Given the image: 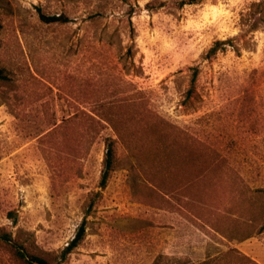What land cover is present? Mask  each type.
I'll return each instance as SVG.
<instances>
[{
    "label": "rangeland",
    "instance_id": "1",
    "mask_svg": "<svg viewBox=\"0 0 264 264\" xmlns=\"http://www.w3.org/2000/svg\"><path fill=\"white\" fill-rule=\"evenodd\" d=\"M190 1L0 0V227L29 253L264 264V0Z\"/></svg>",
    "mask_w": 264,
    "mask_h": 264
},
{
    "label": "trees",
    "instance_id": "2",
    "mask_svg": "<svg viewBox=\"0 0 264 264\" xmlns=\"http://www.w3.org/2000/svg\"><path fill=\"white\" fill-rule=\"evenodd\" d=\"M195 0H191L189 4L194 3ZM186 4L185 1H182L181 5ZM39 19L44 24H66L69 22V18L64 15H54V16H46L44 15L40 9H38ZM232 43V39H228L225 41H217L214 43L213 47L207 53V58H211L217 54L218 51L223 50L225 45H230ZM194 79V78H193ZM99 105V104H97ZM99 107V106H98ZM97 107V108H98ZM94 108L93 116L90 113L81 112L82 117L86 118L87 122L92 124H99V119L96 120V117H99V113L96 112ZM79 113H75L73 116L67 118L61 125H56L55 123L52 124V130L45 135V139H49L54 136L59 130L63 129L66 124L72 122L74 119L78 118ZM115 164V140L108 138L105 143V154L103 160V169L101 173L100 179V188L104 189L107 185L109 177L113 171ZM251 210V209H250ZM250 215H252L251 211H249ZM256 216V214H255ZM257 217L250 220V222H257ZM259 224V223H258ZM85 221L80 225L77 234L75 235L74 239L68 244V246L63 250L62 257L70 254L75 248L79 246L81 241L85 236ZM258 233L264 232V218L258 225L257 228ZM249 238L246 236L245 238L239 240L243 241ZM0 244L5 246L8 249L9 255L11 260L14 264H52L47 258L29 253L24 245L19 241L12 238L11 233L7 232L5 229L0 227ZM245 262L248 264H256L246 256H242Z\"/></svg>",
    "mask_w": 264,
    "mask_h": 264
}]
</instances>
